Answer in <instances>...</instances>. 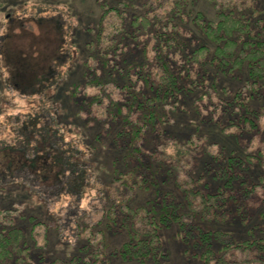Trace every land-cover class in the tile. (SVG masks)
I'll return each instance as SVG.
<instances>
[{"label": "trees", "instance_id": "16d2710c", "mask_svg": "<svg viewBox=\"0 0 264 264\" xmlns=\"http://www.w3.org/2000/svg\"><path fill=\"white\" fill-rule=\"evenodd\" d=\"M208 1L216 12V21L206 19L200 12L190 13L198 32L213 48L204 44L196 47L194 42L189 45L193 48L179 44L184 32L177 30L173 21L182 17L187 0H143L145 13L131 18L129 30L121 9L110 7L106 0H97L103 12L93 38L85 44L88 57L83 85L73 84L70 95L80 106L95 105L100 119L120 125L113 141L117 151H125L127 169L119 172L113 164V173L118 177L109 184L110 201L103 218L95 224L102 228L93 230L94 223L77 227V232L85 229L87 245L79 250L84 255L50 264L111 263L107 254L113 235L122 237V243L111 255L129 264H162L167 258L162 232L174 226L183 252L198 257L203 264H264V208L259 210L264 198L258 205L249 204L254 185L245 174L254 160L251 156L210 155L217 167L209 163L207 172L224 181L214 194L195 191L194 186L175 175L173 187L177 193L157 188L145 204H131L135 190L154 188L160 182L170 184L174 173L166 167L167 158L183 166L181 160L189 153L187 150L172 144L175 154L171 157L164 153L167 138L179 140L167 135L170 130L163 123L169 110L183 108L197 90L207 92L202 91L194 105L217 98L218 117H233L229 121H234L236 131L244 128L253 133L257 122L264 119V108L254 105L264 88V10L258 0ZM161 7L165 13L160 15ZM46 8L35 6L31 17L19 19V26H11L1 38L4 63L0 66V86L36 97V104L8 118L13 120L12 137L0 140V192L12 188L33 191L35 187L33 192L43 201L63 195L80 201L88 183V168L77 145L65 141L52 93L76 61L69 47L72 30L70 24L65 25L63 15H50ZM168 14L172 17L169 21ZM164 21L172 24L170 28H164ZM33 27L40 31L37 37ZM14 28H20L24 38L33 41L25 48L14 49ZM149 46L159 67L156 71L137 60L136 53ZM174 53H178L177 58H172ZM23 67H27L28 80L17 74ZM224 78L244 83L240 88L222 86ZM148 134L154 136L152 140ZM160 138L165 141L159 144L161 153L157 156L153 142ZM253 216L260 224L248 230L246 239L237 240L232 232L215 228L216 223H232L235 219L247 226ZM23 219L17 209L0 211V264H30L40 255L33 250L24 227L18 225ZM30 236L34 241L39 238L33 229ZM234 252L243 256L240 262L231 259Z\"/></svg>", "mask_w": 264, "mask_h": 264}, {"label": "rangeland", "instance_id": "374dc122", "mask_svg": "<svg viewBox=\"0 0 264 264\" xmlns=\"http://www.w3.org/2000/svg\"><path fill=\"white\" fill-rule=\"evenodd\" d=\"M106 2L110 7L119 8L124 12L126 15L125 28L127 30L130 29L129 23L133 16L145 13L143 0H106ZM258 4L260 9L264 10V0H258ZM37 5L46 6L47 13L50 15L56 17L63 15L65 25L70 24L71 26L72 33L69 37L71 46L69 47L76 56V61L73 69L67 73L59 88L52 92L54 95L53 108H57L58 115L61 116L63 122L61 129L64 131L66 143L77 145L81 159L86 162L89 178L80 201H74V198L69 197V195L59 196V198L46 196V201H43L33 192L36 190L35 187H32L33 191L12 188L4 193L0 192V211L9 208L20 211L24 219L18 221V225L24 227L33 250L40 254L30 264H50L57 259H68L71 256L84 255L79 250L81 246L84 248L87 245L85 229L77 232V227L94 223L93 230L102 228L101 225L95 227V224L103 218L105 205L110 201L108 198L109 184L118 177L113 173V164L116 163L119 172H125L127 167L125 168L123 161L125 151H117V145L113 141L120 125L110 123L106 118L100 119L96 110L98 108L95 105L80 106L70 95L73 84L83 85L81 84L82 77L87 70L84 63L88 57L85 44L93 38L103 12L102 8L97 0H0V49L2 36L8 32L11 26L16 25L18 27L19 19L24 20L31 17V14L35 12L32 9ZM183 9L182 17H177L173 21L176 29L184 32L181 34L182 39L179 44L184 48L194 42L192 45L196 47L204 44L209 48H213L212 44L198 32L192 22L193 15L190 13L192 10L200 12L206 19L216 21V12L212 4L208 0H187ZM161 13H165L162 7L159 10L160 15ZM171 18V15L168 14L167 20L169 21ZM163 24L164 28H170L172 25L167 21H164ZM19 29H12V32L17 34L13 37V46L16 50L27 47L33 41L30 37L24 38L23 31L21 32ZM187 32L191 36H188L190 34H187ZM39 33V29L33 27L34 36L37 37ZM186 34L187 36H185ZM183 36L188 39H184ZM182 40L186 41L184 45L181 44ZM141 48H143V42ZM142 51L136 53L137 60H140L141 64L147 63L152 71L158 70L159 67L152 59L150 46L147 50ZM145 52H147L146 56H144ZM177 57L178 53L172 54V58ZM3 63V57L0 55V66H3ZM17 74L28 80V77H26L29 74L27 67L19 69ZM7 76L8 74L5 72V77ZM222 83V86L240 88L244 82L238 83L233 79L224 78ZM202 91L207 92V89ZM202 91L197 90L188 97L183 108L169 110L168 117L164 119V127L170 130L167 135H173L180 141L170 137V139L167 138L168 145L164 153L171 157L175 154L176 149L172 144H178V148L187 150L189 153L181 160L183 166H179L167 158L165 160L166 167L169 168V172L174 173L169 180L171 181L170 184L160 182L157 186H153L154 188L150 186L151 189L135 190L132 205L145 204L149 199H152L153 192L157 188L161 191L176 192L175 187H173L174 182L176 183L175 175L194 186L195 191H200L204 195L214 194L219 187L223 186L224 181L216 179L213 174L207 172L206 167L209 163L211 166L217 167L210 156L212 154L223 158H227L226 156L253 157V162L248 164V171H245L247 179L254 185V190L249 195L251 197L249 204L258 205L263 200L264 119L257 122V131L253 133L249 134L244 128L241 130L242 132L236 131L237 128L232 124L234 121H229L233 120V117H229L230 115L224 116L223 114V116L218 117L219 112L215 108L217 98L201 100L197 104L198 107L194 105L195 99ZM262 92L263 95L258 97V101H255L254 105L264 108V88ZM220 96L224 98L223 93H220ZM34 100H36V97L22 96L10 87L0 86V140H9L12 137L11 125L13 120L8 118L13 114L27 112L36 104ZM220 118L224 119L220 121ZM148 136L151 140L154 137L152 134H148ZM164 141L165 139L160 138L153 142L154 146H157V156H159V152L161 153L159 144L164 143ZM136 144H140L139 139L136 140ZM147 148L148 146L145 149ZM219 152L221 155H218ZM116 186L117 183L114 187ZM235 187L237 189L240 187L238 182L235 183ZM114 191L115 188L112 192ZM263 208L264 205H261L259 210ZM250 222L249 225L244 226L235 219L232 223H216L215 228L230 231L237 240H242L248 237L249 229L260 224L255 216L252 217ZM32 229L37 230L39 234V238L37 237L35 241L30 236ZM176 233V226L162 232V242L167 251V258L163 260L168 264H203L198 257L183 252L182 244L176 238ZM108 243L110 248L109 253L107 254L108 251H106V254L111 259V263L107 264H129L117 255H111L110 253L113 249L120 247L122 237L113 235ZM42 257L45 262L41 260ZM231 259L240 262L243 256L238 252H234ZM164 261L162 264H164Z\"/></svg>", "mask_w": 264, "mask_h": 264}]
</instances>
